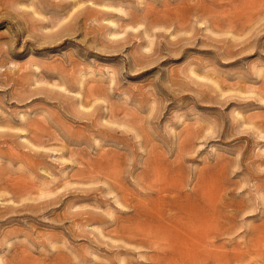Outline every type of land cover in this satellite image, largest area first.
<instances>
[{
  "label": "rangeland",
  "instance_id": "374dc122",
  "mask_svg": "<svg viewBox=\"0 0 264 264\" xmlns=\"http://www.w3.org/2000/svg\"><path fill=\"white\" fill-rule=\"evenodd\" d=\"M0 264H264V0H0Z\"/></svg>",
  "mask_w": 264,
  "mask_h": 264
}]
</instances>
